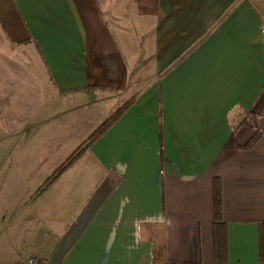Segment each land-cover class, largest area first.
<instances>
[{
	"label": "crops",
	"instance_id": "0c3cea01",
	"mask_svg": "<svg viewBox=\"0 0 264 264\" xmlns=\"http://www.w3.org/2000/svg\"><path fill=\"white\" fill-rule=\"evenodd\" d=\"M260 224L264 0H0V264H264Z\"/></svg>",
	"mask_w": 264,
	"mask_h": 264
},
{
	"label": "trees",
	"instance_id": "16d2710c",
	"mask_svg": "<svg viewBox=\"0 0 264 264\" xmlns=\"http://www.w3.org/2000/svg\"><path fill=\"white\" fill-rule=\"evenodd\" d=\"M136 99V95L132 96L130 99L122 103L97 129L94 131L88 138L87 142L78 148L74 154H72L67 161L62 164L54 174L47 180L45 183V187L51 185L54 181L58 179L60 175H62L69 167L72 166L74 162H76L81 155L85 152V150L93 144L108 128H110L121 116L122 114L132 105L134 100ZM245 121L241 123L244 125ZM255 137L249 142L248 146H246V150L250 149L255 142ZM214 227L218 225V221H220V211H219V186L217 180L214 181ZM217 241V239H216ZM259 250H260V260L264 262V224H260L259 228Z\"/></svg>",
	"mask_w": 264,
	"mask_h": 264
},
{
	"label": "rangeland",
	"instance_id": "374dc122",
	"mask_svg": "<svg viewBox=\"0 0 264 264\" xmlns=\"http://www.w3.org/2000/svg\"><path fill=\"white\" fill-rule=\"evenodd\" d=\"M15 57H18V58L23 57V54H17ZM152 76L153 75H152V72H151L150 68H146L144 70V72L141 73V76H140V78H141L140 81L141 82L138 84V90H139L138 92H141L143 89H145L151 83V81L154 80V78L153 79L151 78ZM59 144H60V140H59ZM59 144H58L57 139L54 138V136L50 139V141H49V149H48L50 151L49 152L50 155L55 154V156L57 158H59V156L62 154V149L64 150V152H66V148L67 147H64V148L63 147H60L58 149L57 145H59ZM52 158H54V157H52Z\"/></svg>",
	"mask_w": 264,
	"mask_h": 264
},
{
	"label": "built area",
	"instance_id": "2783aa9c",
	"mask_svg": "<svg viewBox=\"0 0 264 264\" xmlns=\"http://www.w3.org/2000/svg\"><path fill=\"white\" fill-rule=\"evenodd\" d=\"M18 264H42L41 261L35 257H30Z\"/></svg>",
	"mask_w": 264,
	"mask_h": 264
}]
</instances>
